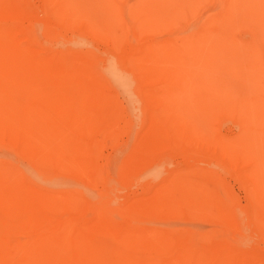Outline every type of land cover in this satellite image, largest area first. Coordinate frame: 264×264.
<instances>
[{
	"label": "bare ground",
	"instance_id": "bare-ground-1",
	"mask_svg": "<svg viewBox=\"0 0 264 264\" xmlns=\"http://www.w3.org/2000/svg\"><path fill=\"white\" fill-rule=\"evenodd\" d=\"M14 1L0 0V264H264L230 240L182 232L187 214L237 228L220 186L170 173L150 197L121 202L133 175L160 174L164 149L192 144L230 168L264 160V0H54L110 48L132 39L130 71L106 72L115 91L73 54L39 56ZM178 89L196 94L204 113L166 114ZM143 105L160 117L154 109L159 120L136 131ZM121 107L128 141L104 156ZM223 119L240 134L210 140Z\"/></svg>",
	"mask_w": 264,
	"mask_h": 264
},
{
	"label": "rangeland",
	"instance_id": "rangeland-1",
	"mask_svg": "<svg viewBox=\"0 0 264 264\" xmlns=\"http://www.w3.org/2000/svg\"><path fill=\"white\" fill-rule=\"evenodd\" d=\"M14 2L16 10L19 11V15L22 17L25 16L24 18L27 17L29 27L32 30V36L38 39L37 44L33 43L32 48L35 50L37 49L36 51L39 52V56L52 57L56 55L73 54L79 59V63L77 61L78 64H76L78 67L81 66L83 62L88 64L85 66L90 68L92 72L95 71L97 74H101L100 76L105 84L113 91H115L116 86L106 72L110 69H117L124 72L130 71L129 59L136 53L129 44V42L132 43L130 41L132 40L131 38L129 41H124L127 42L126 44H121L112 49L105 42H101L100 39L82 33L80 29H84V26L81 23L76 22L75 24V21L73 23L70 19L61 17L65 14H61L60 9L55 7L54 0H15ZM24 25L26 24H22V26ZM145 37V35H142L141 39L145 40ZM235 37L242 41L250 40V37L247 34H242V32L237 33ZM241 49V47L240 49L238 48L240 53ZM234 53L236 52L234 51ZM228 61L234 63L232 60ZM130 77L133 79L132 76ZM132 83L133 87L134 85L136 86L133 80ZM146 86L148 85L143 86V91L150 88V85L148 87ZM176 94L177 106L173 108L164 107L167 110L166 114L174 118L177 117L176 115L183 118L195 116L199 111L204 113L205 108L200 109L201 107H196L199 101L196 94L188 93L182 89H178ZM145 97L146 95L143 99H145ZM123 103L122 105H125V103ZM145 106L146 107H144V105L143 107H137V110H135L136 113L134 114L137 115L135 117L136 119L138 118L137 125L139 123L142 125L136 126V131L142 128L143 130L147 129L149 121L156 122L159 120L158 118L160 115L157 113L160 114V112H158V108L152 105ZM154 109L157 110V112H155L159 116H157L158 118L155 117L156 114H153ZM121 110L123 116L118 111L113 113L114 116L118 114V118L120 119L119 124L116 125L115 130L112 131V135L114 134L113 136H117L118 139L117 137L116 139L113 138V141H109L110 146H105V150L102 148L101 152L104 156L113 155V143L118 141L119 143L117 142L115 144L116 146L117 144L122 145L128 141L129 129L127 126L125 128L124 124L127 119L124 117L125 114H127V110L126 107H121ZM172 112H175V116L172 115ZM152 115L154 119H152ZM211 115L212 114H210V116ZM234 124L235 122L233 120L229 121V119H223L221 123L217 125L214 124L215 128L211 126V130L208 129V131H206L208 138L210 140L216 139L217 132H219L220 135H224L226 138H237L241 129L238 127L233 128ZM122 125L125 129H123ZM125 130L128 132L126 133ZM185 146L183 145V147ZM158 157L159 159H157ZM158 157L156 158L157 166L155 165L154 171L158 170L160 174L154 177L151 171H142L143 173H137L136 176L133 175L132 178L126 181L128 186L124 185L126 182L123 184L125 190L121 188V192L123 191V200H120L121 202L126 204L130 199V195H137V198L143 196L150 197L154 189L164 184V179L170 173L178 174L182 179L192 184L194 183L193 185L207 188L208 190L212 188V191L218 189L220 192V186L226 197L227 204L235 215L238 229L229 227L226 222L216 224L214 218L209 216L210 214H204L200 218L196 215L187 214L183 216L184 220H181L179 224L182 232L188 236L194 237L195 240L199 238L198 236H200L201 233L206 234L210 241H220L221 239L230 240L244 254L264 262V160L257 162V160L245 158L244 160H240L238 168H230L220 163L222 161L214 158L210 153L198 152L196 147L192 146V144L174 153L168 151V149H164L160 152ZM16 160H18V158H14V161ZM209 173L211 174L209 175ZM218 176L221 182L219 185L217 183L219 179ZM151 178L154 179L152 180ZM215 178L218 179L216 180ZM166 183L168 184V182ZM134 199L133 197L132 201ZM242 234L247 237V240L243 244H240Z\"/></svg>",
	"mask_w": 264,
	"mask_h": 264
}]
</instances>
